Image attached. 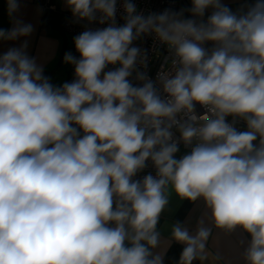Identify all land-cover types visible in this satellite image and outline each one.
<instances>
[{
  "label": "clouds",
  "instance_id": "1",
  "mask_svg": "<svg viewBox=\"0 0 264 264\" xmlns=\"http://www.w3.org/2000/svg\"><path fill=\"white\" fill-rule=\"evenodd\" d=\"M64 3L77 21L108 23L74 37L72 82L53 85L27 40L0 54V264H163L154 250L171 193L202 199L216 229L249 234L246 264H264V0L239 13L192 0L187 19L125 0L122 26L117 0ZM7 6L14 26L0 41L30 36L19 0ZM149 35L168 51L155 81L133 46ZM181 142L190 151L177 158ZM148 161L155 175L133 179ZM212 231L173 223L178 264H215Z\"/></svg>",
  "mask_w": 264,
  "mask_h": 264
},
{
  "label": "crops",
  "instance_id": "2",
  "mask_svg": "<svg viewBox=\"0 0 264 264\" xmlns=\"http://www.w3.org/2000/svg\"><path fill=\"white\" fill-rule=\"evenodd\" d=\"M179 11L184 9V17H190L192 0H179ZM20 9L14 14L15 19L22 20L25 24L33 25L30 36L20 37L15 41H0V54L5 53L11 47H19L24 40L28 41L27 53L35 57L37 63L43 66L44 75L50 78L55 86L66 82L70 64L64 62L66 52H71V38L61 28V16L69 10L64 0H46V7L42 1L19 0ZM233 12L247 11L245 0H221ZM211 9L207 12L211 14ZM14 26L13 18L9 16L7 0H0V29L10 30ZM212 47V43L209 42ZM231 117V116H229ZM227 117V118H229ZM190 150L180 149L177 158ZM210 211L206 208L202 199L195 202L180 200L175 193L170 194L168 208L161 215L158 231L161 233V246L155 252H163V264H178L184 245L168 240L171 234V225L177 221L187 224L190 231H194L197 221L204 219L205 223L213 228L207 249L213 255H218L219 260L215 264H246L243 253L247 249L251 237L242 229H236L231 233L213 227L208 219ZM193 264H200L194 261ZM205 264H212L211 260Z\"/></svg>",
  "mask_w": 264,
  "mask_h": 264
},
{
  "label": "built area",
  "instance_id": "3",
  "mask_svg": "<svg viewBox=\"0 0 264 264\" xmlns=\"http://www.w3.org/2000/svg\"><path fill=\"white\" fill-rule=\"evenodd\" d=\"M42 1V5L45 8L46 7V0H38ZM125 0H117V12H116V23L117 26H122L125 23L124 20V10H123V4ZM139 12L144 13L147 15L150 12L160 13L163 12L166 9H171L173 11H179L180 1L179 0H131ZM64 18L62 21V30L67 33L71 38V53L79 58V53L76 52L75 46H74V37L79 35L81 32L87 30V29H100L108 26V23L100 24L97 21L88 23L87 21H77L70 11H66L64 14ZM210 15L209 12H205V16L202 18L203 20H207V17ZM97 17L99 18V14H97ZM189 18H193L190 14ZM133 46H137L141 48L142 50L146 51L147 53V68L142 69L145 71L150 79L155 81L157 79V73L161 70V65L164 63V57L168 55L167 48L164 46H160L157 42H155L153 36H143L140 39L134 41ZM206 48H211L209 42L204 45ZM115 67H118V65L113 66L109 65L108 68L105 69V71L113 70ZM75 79L74 76V66L70 65L68 76L66 82H72ZM134 85H138L141 82H138L135 80V72L133 73V77L130 78ZM159 87V85H157ZM163 95V93L161 92ZM196 111L198 114H204L205 109L201 107L200 105H196ZM229 123L233 121V117L226 118ZM237 130L239 131H245L247 130V126L242 120H237L235 124ZM174 131L175 138H179V133ZM258 143V141H257ZM179 149H187L190 150V148H186L184 144L181 142L179 144ZM147 167L142 171L139 172L133 179L142 180L144 176L151 173L152 175H155V168L153 167L151 161L146 162Z\"/></svg>",
  "mask_w": 264,
  "mask_h": 264
},
{
  "label": "trees",
  "instance_id": "4",
  "mask_svg": "<svg viewBox=\"0 0 264 264\" xmlns=\"http://www.w3.org/2000/svg\"><path fill=\"white\" fill-rule=\"evenodd\" d=\"M245 1H246L247 9L253 6L257 2V0H245ZM63 18H64V15L61 16V28H62Z\"/></svg>",
  "mask_w": 264,
  "mask_h": 264
}]
</instances>
